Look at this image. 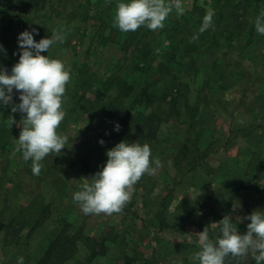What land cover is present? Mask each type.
<instances>
[{
  "label": "rangeland",
  "instance_id": "1",
  "mask_svg": "<svg viewBox=\"0 0 264 264\" xmlns=\"http://www.w3.org/2000/svg\"><path fill=\"white\" fill-rule=\"evenodd\" d=\"M117 2L0 0V66L10 71L18 34L36 28L37 41L65 33L41 54L70 72L57 128L70 147L47 155L39 175L14 139L24 114L0 106V264L18 257L38 264L60 232L76 241L68 264H196L204 227L214 240L212 223L225 214L235 222L264 210V35L254 28L264 0H182L184 11L173 9L163 28L127 32L114 26ZM209 10L212 25L199 32ZM124 83L142 102L121 96ZM82 94L93 101L90 110L78 103ZM12 95L18 103L15 89ZM128 110L159 117L150 146L159 166L132 186L120 212L86 215L73 193L103 166L106 150L131 135L129 120L107 139ZM87 243L99 254L91 257Z\"/></svg>",
  "mask_w": 264,
  "mask_h": 264
},
{
  "label": "clouds",
  "instance_id": "2",
  "mask_svg": "<svg viewBox=\"0 0 264 264\" xmlns=\"http://www.w3.org/2000/svg\"><path fill=\"white\" fill-rule=\"evenodd\" d=\"M173 9L182 13V0H118L114 14V26L121 32L135 31L141 26L150 30L163 28L165 19ZM214 13L209 10L202 18L199 32L212 25ZM255 31L264 35V11L254 19ZM31 31L25 29L17 36L19 57L9 70L0 66V106L11 105L12 112L24 114L23 126L16 139L17 151L24 161L31 160L33 174L39 175L41 161L49 154L61 153L68 143L66 136L57 128L65 116L62 104L70 72L63 61L42 55L56 43H63L65 33L57 31L48 37L34 40ZM197 37L194 35L193 39ZM0 45V52H4ZM17 91L18 103H13V90ZM13 122V121H12ZM119 131V124L114 127ZM103 144L101 139L98 141ZM103 166L90 177L84 178L79 190L73 193L84 214H112L122 210L131 197V188L144 173H153L150 161L151 149L147 143L140 144L121 140L106 150ZM234 202L233 207H238ZM175 211V208H173ZM247 220L246 231L239 232L236 225ZM218 228L215 239L204 227L196 236L199 250L194 253L196 264H224L226 256L240 257L251 254L255 264H264V210L236 216L235 222L225 214L212 223ZM23 264V257L17 258Z\"/></svg>",
  "mask_w": 264,
  "mask_h": 264
},
{
  "label": "trees",
  "instance_id": "3",
  "mask_svg": "<svg viewBox=\"0 0 264 264\" xmlns=\"http://www.w3.org/2000/svg\"><path fill=\"white\" fill-rule=\"evenodd\" d=\"M21 0H18V3H20ZM125 85V91L124 93L121 94L123 98L125 97H130L132 96L134 99V103H140L142 102V96L140 94L136 95V93H131V89L133 88L132 84H126ZM143 87V86H141ZM148 88V84L145 83V86L142 90L146 91ZM81 99V100H80ZM78 103L82 101L83 103L87 105L86 110H90L92 108V103L93 101L87 99L83 94L81 95ZM90 107V108H89ZM96 109L93 110L90 114H94ZM87 112V111H86ZM113 112V111H112ZM115 112V111H114ZM109 114H112L111 112ZM114 114V113H113ZM124 121H121L119 123V131H113L110 135H108V141H112L115 139L120 130L121 127L125 122H128L129 120H132L134 122L133 128H132V133L131 135L126 139L128 142H136L140 144L147 143L149 146H151L152 140L155 137V134L157 132V124L159 117L155 113H149L147 115H144L142 112L138 111H132L128 110L125 111V113L121 116ZM5 125L0 123V147H3V142L1 141V132L4 131ZM183 150V148L181 149ZM152 159V156L150 155V161ZM139 180V179H138ZM138 182V181H137ZM48 204V203H47ZM45 203L44 207H47ZM10 222V221H9ZM248 223L247 220H244L241 222L238 226L239 232H244L246 231V224ZM9 224V223H8ZM20 228V227H19ZM75 239L78 238L76 235L73 236ZM87 240H94V239H89L86 238ZM18 237L17 238H12V243H17ZM74 239L70 236V234H63L60 232L54 239L52 243H50L45 251V256L43 259L39 260L38 264H63L64 261L67 259L73 257L75 249H76V244L74 243ZM66 244V246L64 245ZM90 243H87L88 249L90 250V256L95 257L96 255L99 254L98 251L94 250L92 245H89ZM243 256L240 257H233L231 255H228L224 259V264H255L254 259L252 258V255L250 256V259L246 261L245 263L242 262Z\"/></svg>",
  "mask_w": 264,
  "mask_h": 264
},
{
  "label": "crops",
  "instance_id": "4",
  "mask_svg": "<svg viewBox=\"0 0 264 264\" xmlns=\"http://www.w3.org/2000/svg\"><path fill=\"white\" fill-rule=\"evenodd\" d=\"M72 258H73V257H71V258H69L68 260H66V261L64 262V264H68V262H70L71 260H73Z\"/></svg>",
  "mask_w": 264,
  "mask_h": 264
}]
</instances>
